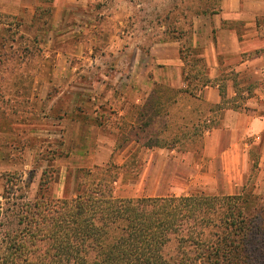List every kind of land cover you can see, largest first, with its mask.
I'll return each instance as SVG.
<instances>
[{"label":"rangeland","instance_id":"1","mask_svg":"<svg viewBox=\"0 0 264 264\" xmlns=\"http://www.w3.org/2000/svg\"><path fill=\"white\" fill-rule=\"evenodd\" d=\"M218 1L121 0L105 13L118 16L111 23L118 33L103 21L100 36L81 37L70 20L75 36L66 41L51 36L56 28L53 13L44 14L43 9L33 26L18 18L2 19L0 199L8 173H19L32 196L43 187L50 198L72 199L82 184L102 180V189L109 184V196L143 198L141 177L154 148L170 156L195 153L196 170L205 171L209 164L201 154L206 133L183 118L173 102L178 91L143 80L152 77L147 73L153 67L151 50L171 38H181L186 72H204L194 65L200 56L189 47V36L195 18L216 12ZM84 42L91 45L89 51H73ZM257 78L248 73L237 88L251 92ZM148 95L151 99L143 105L137 102ZM243 104L241 96L223 107L236 110ZM199 183L205 182L197 181L194 190L181 196L202 194ZM241 195L239 207L256 216V207L264 206V163L258 146L251 152ZM259 223L264 231V215ZM249 257L252 264H264V251Z\"/></svg>","mask_w":264,"mask_h":264},{"label":"trees","instance_id":"2","mask_svg":"<svg viewBox=\"0 0 264 264\" xmlns=\"http://www.w3.org/2000/svg\"><path fill=\"white\" fill-rule=\"evenodd\" d=\"M39 2L44 8H37L31 26L40 10L53 13L54 0ZM8 17L16 20L0 14V25ZM194 61L204 72L184 70L190 94L209 85L203 60ZM101 182L57 199L43 187L32 196L19 173H8L0 199V264H252L249 256H262L264 206L256 216L242 210L243 195L115 198Z\"/></svg>","mask_w":264,"mask_h":264},{"label":"crops","instance_id":"3","mask_svg":"<svg viewBox=\"0 0 264 264\" xmlns=\"http://www.w3.org/2000/svg\"><path fill=\"white\" fill-rule=\"evenodd\" d=\"M120 3L121 0H54L52 21L56 28L51 36L58 41L73 38L75 33L68 25L71 20L81 37L91 33L98 37L101 22L111 25L119 19L116 14L105 16L107 7ZM40 6L44 5L39 0H0V14L23 20L29 26ZM193 25L189 47L203 60L209 85L194 94L185 92L188 83L181 39L155 45L151 58L147 55L153 62L147 70L152 77H146L143 84L153 82L178 91L173 102L183 111V118H190L192 127L206 133L201 160L209 165L198 172L195 153L170 156L158 148L149 150L141 177L142 193L148 198L180 197L194 190L197 181L205 182L199 183V189L206 195L237 196L243 192L254 146L260 147L264 163V0H219L216 12L196 17ZM110 27L118 33L119 28ZM72 48L89 51L91 45L84 42ZM248 73L259 76V82L251 92L239 91L241 77ZM241 96L243 107H223L226 102H238ZM150 99L148 95L136 100L143 105ZM164 99L158 96L159 101ZM148 183L152 187L145 189Z\"/></svg>","mask_w":264,"mask_h":264}]
</instances>
